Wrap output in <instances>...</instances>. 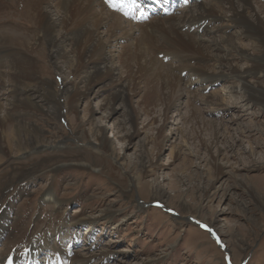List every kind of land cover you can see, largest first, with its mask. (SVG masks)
I'll use <instances>...</instances> for the list:
<instances>
[{
	"label": "rangeland",
	"instance_id": "1",
	"mask_svg": "<svg viewBox=\"0 0 264 264\" xmlns=\"http://www.w3.org/2000/svg\"><path fill=\"white\" fill-rule=\"evenodd\" d=\"M202 2L212 0H194L171 14L194 10ZM251 3L264 23V0ZM222 11L229 13L226 7ZM127 23L135 25L131 20ZM228 23L223 18L208 22L210 31L204 33V41H220L228 35L251 57L264 54L262 44L237 36L238 26ZM0 26V31L16 35V41L30 43L38 32L18 0H0ZM63 29L59 27L57 33ZM260 33L264 38V27ZM128 41L133 42V37ZM46 47L33 58L37 80L28 85L39 86L44 80L58 89L65 78L81 90L82 74L63 67L65 72L57 75ZM207 50L221 54L211 47ZM68 53L78 54L77 50ZM229 55L234 68L252 66L251 60L234 57L233 51ZM158 59L172 65L180 78L166 112L169 103L151 94L153 100H144L141 87L128 82L127 72L114 58L119 67L116 78L123 80L126 98L113 102L116 87L96 86L81 95L77 113L36 112L24 117L25 123L42 128L48 141L24 154L8 152L0 138V148L7 152H0V214L5 213L0 219L4 227L0 257L11 251L20 254L33 238L46 235L50 248L40 255L52 253L48 260L52 264L53 260L72 264L81 258L86 264H264V108L235 105L239 94L228 89L236 80L198 81L199 74L181 71L175 59ZM192 60L190 64L195 63ZM202 64L211 72L217 69L212 57ZM253 80L264 88V77ZM7 81L4 76L0 83L3 105L16 95L8 91ZM210 92H219L218 97L204 98ZM42 103L50 106L49 101ZM128 114L131 119L126 120ZM91 126L104 131L112 144L110 156L104 150L95 153L87 140H93L91 136L79 139L83 129L88 133ZM56 140L62 141V147L54 146ZM25 164L36 170L23 175L18 167ZM200 224L209 225L221 243ZM55 247L66 258H75L56 257Z\"/></svg>",
	"mask_w": 264,
	"mask_h": 264
},
{
	"label": "bare ground",
	"instance_id": "2",
	"mask_svg": "<svg viewBox=\"0 0 264 264\" xmlns=\"http://www.w3.org/2000/svg\"><path fill=\"white\" fill-rule=\"evenodd\" d=\"M18 1L32 18L38 32L32 39L33 41L29 43L26 39L16 41V35L9 31H0V83H3V77L7 76V82L10 84L8 91L16 93L7 99L4 105L0 102V138L4 141L8 152L24 154L29 150H35L34 147L39 145H48V141L42 136L44 130L33 124L25 123L23 118L26 116L32 117L36 112L45 115L53 113L58 116L59 113L66 115L71 112L77 113L81 95L87 94L90 89L96 86L98 88L110 85L116 87L113 102L126 98L123 88L125 84L123 80L116 78L119 67L114 62V58H117L120 66L127 72L128 82L138 86L139 89L141 87L144 100H153L151 97L154 96V99L166 101L165 104L169 103L164 112L171 108L170 99L177 85L175 83H178L180 78L172 70V65H165L159 61L158 58L161 56L175 59L179 62L178 67L181 68V71L187 70L199 74L196 75L199 77H197L198 81H202L203 78L209 83H216L221 79L224 81L236 80L237 84L228 89L230 93L239 94L237 96L239 101L234 102L235 105L243 106L246 103H252L264 108V88L253 80L264 77V54L256 58L251 57L242 52L239 45L235 44L228 35L221 36L220 41L214 39L204 41L203 38L204 33L210 31L207 28V23L223 18L229 21L227 26H238L240 30L235 33L237 36L254 38L258 44H262L264 47V38L260 33L264 23L251 0H212L210 4L202 2L197 5L198 8L186 10L180 15L167 13L153 16L142 22H135V25L127 23L129 20L117 12L127 7H134L138 2L140 4L147 3L152 8L150 0H135V3L133 0H115L118 4L123 3L124 7L122 8H113L106 3V0ZM187 7L189 5L186 4L185 8ZM224 7L229 11L228 14H224L222 11ZM8 24L11 25L9 22ZM59 27L64 29L57 33ZM199 29L202 30V33H198V35L197 30ZM119 30L120 33H118ZM131 37L134 39L133 42L128 41ZM44 46L48 48V56L53 62L54 69L58 72L57 75L65 72L66 69L63 67H71L70 71L72 70L73 73L82 74L79 81L83 86L81 90L77 86L69 85L65 78L62 80L60 88L57 85L58 89H52L49 82L44 80L42 82L38 80L41 82L39 86L28 85L27 82L37 80L35 79L36 67L33 58L39 55ZM208 47L221 51V54L207 53ZM69 50H77V56L72 54L71 57L70 52L68 53ZM231 51L235 53L234 57L251 60L252 66H248L246 69L234 68L230 61L232 57L229 53ZM208 57H212L216 61L217 69L214 72L203 67L202 63ZM190 60L195 63L190 64ZM5 68L7 71L4 70ZM118 85L122 89L118 88ZM97 87L96 89H98ZM168 88L169 91H167ZM201 88L204 89L205 86ZM216 93L219 92L207 93L204 98L218 97ZM230 96L232 101H235L234 95ZM179 99L181 98L179 97ZM43 100L47 103L49 101L50 106L43 105ZM12 109H16L18 112L12 113ZM128 119H131L129 114L126 120ZM126 120L124 119L121 124L124 130L126 129ZM7 123H10V126L6 125ZM88 131L86 133L87 131L83 129L79 139L91 136L93 140H87L90 145L95 146V153L104 150L110 156L112 144L106 139L104 131L94 126H91ZM61 144L62 141H57L54 146L59 148L62 147ZM0 152L2 155H7L6 150L0 148ZM74 164L84 165L83 163ZM88 164L91 165V163ZM33 168L32 164L18 167L19 170H22L23 175L33 173L36 170ZM220 171L222 172V169ZM155 195L159 196L160 193H155ZM112 214L113 212L109 211L106 215L110 217ZM4 217L5 213L2 211L0 219ZM2 230L4 227L0 224V231ZM48 238L50 237L46 235L33 238L20 254H14L13 251L7 252L8 254L0 257V264H16L23 259H33V262L36 263L38 254H41L45 248H50ZM54 246L56 245L54 244ZM55 251L58 258L64 257V259L70 260L75 258V255L66 258V255L60 252L57 247H55ZM77 255L80 254L77 253ZM51 257H54L52 253L49 259ZM84 259H74L72 264H86ZM49 264L52 262L49 261Z\"/></svg>",
	"mask_w": 264,
	"mask_h": 264
},
{
	"label": "snow or ice",
	"instance_id": "3",
	"mask_svg": "<svg viewBox=\"0 0 264 264\" xmlns=\"http://www.w3.org/2000/svg\"><path fill=\"white\" fill-rule=\"evenodd\" d=\"M106 3L109 4L113 8H117V7L122 8V7H124L123 3H119L118 4V3L115 2V0H106ZM133 3H135V0H133ZM125 14H127V13H125ZM141 18H145V17H143V15H142ZM200 226L202 228H204L206 231H208L211 235H213L214 238H216L218 244L221 243L220 238L218 236H216L215 232L213 231V229L209 225L200 224ZM226 259H227V257H226Z\"/></svg>",
	"mask_w": 264,
	"mask_h": 264
}]
</instances>
